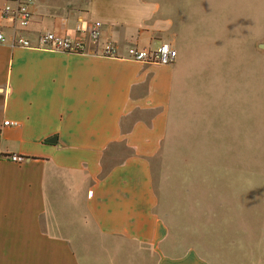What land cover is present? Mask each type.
I'll list each match as a JSON object with an SVG mask.
<instances>
[{
    "label": "crops",
    "instance_id": "crops-1",
    "mask_svg": "<svg viewBox=\"0 0 264 264\" xmlns=\"http://www.w3.org/2000/svg\"><path fill=\"white\" fill-rule=\"evenodd\" d=\"M114 2L87 1L100 39L121 54L129 44L163 41L169 8L136 0L142 17L124 15L119 26L116 10L105 7ZM64 9L35 0L19 32L31 40L45 30L73 35L82 15L66 17ZM180 52L159 64L0 42V264H264V109L260 95L248 104L243 96V62L233 78L224 62V190L207 191L205 259L155 209L152 159L188 162L192 153L183 152L198 148V119L214 117L195 103L214 102L210 85ZM6 118L17 123L2 125ZM231 160L246 161V170L231 172Z\"/></svg>",
    "mask_w": 264,
    "mask_h": 264
},
{
    "label": "rangeland",
    "instance_id": "rangeland-1",
    "mask_svg": "<svg viewBox=\"0 0 264 264\" xmlns=\"http://www.w3.org/2000/svg\"><path fill=\"white\" fill-rule=\"evenodd\" d=\"M87 1L52 0V4L56 7L63 6L66 17L71 16L75 19L76 16L82 15L75 20L77 23L80 19H93L85 13ZM135 1L116 0L112 5L105 7L116 10L121 26L120 24L126 21L124 15L128 18L133 15L131 17L133 19L142 17L139 14L143 13L142 7ZM157 1L161 9L169 8L168 14L173 18L162 22L164 24L166 22L168 27L161 28L164 32H160V38L176 51L180 49V53L185 54L186 62L191 65H195V62L198 64L201 70L200 80L210 85L214 102L210 99L211 105H207L206 99H201L199 103L197 101L195 103L199 106L200 113L212 109L211 115L214 113V117L207 123L205 121L211 116L207 119L205 117L198 119L200 133L194 137L197 141L194 145L198 148L183 152L192 153L193 157L188 162L178 159L177 164L172 160L173 165L172 163L169 165V162L159 163L157 159H152L150 164L152 185L157 196L155 209L168 221H173L168 223L170 231L183 233L189 240L186 246L192 247L197 255L205 259L207 191L224 190L222 147L224 62L226 65L229 64L230 70L232 68V78L235 64L238 61L243 62L241 64L246 68L244 80L247 82V84L242 82L245 84L243 96L248 104L249 95H252V99L255 94L257 98L260 95L264 109V92L261 88L264 87L261 78L264 80V0H161L166 4L170 3L162 6L161 1ZM160 8L158 9L161 10ZM158 23L161 25V22ZM209 88L208 93H211ZM249 88H252L253 92H248ZM201 91L203 90H199L200 94ZM246 113L247 111L244 114ZM208 126H211V130ZM203 130L205 132L201 133ZM206 130L211 131L213 136L212 140L208 139L210 149H205L204 146ZM231 163L235 167V169L232 167L231 172L235 174L240 168L246 170V161L236 164L237 161L231 160ZM164 168L166 173H160ZM233 182L235 185L238 183L236 178L232 179L231 183ZM227 188H230L228 181ZM167 209L177 211L168 212ZM174 222H177V225Z\"/></svg>",
    "mask_w": 264,
    "mask_h": 264
},
{
    "label": "built area",
    "instance_id": "built-area-1",
    "mask_svg": "<svg viewBox=\"0 0 264 264\" xmlns=\"http://www.w3.org/2000/svg\"><path fill=\"white\" fill-rule=\"evenodd\" d=\"M35 0H3L0 6V18L6 26L0 24V42L8 41L11 45L27 48L56 50L63 52H88L99 56L127 57L141 62L170 63L176 56V49L166 41H160L154 46L136 47L134 44L125 46L124 53L119 52L116 43L109 39H100L101 22L97 19H80L74 26L71 36L60 35L50 30L38 32L33 40L23 36L19 31L26 28L31 18L30 7ZM93 43L95 49L89 50ZM88 50V51H87ZM15 119H4L2 125L16 124ZM12 161L19 162L23 156L10 153L7 156Z\"/></svg>",
    "mask_w": 264,
    "mask_h": 264
}]
</instances>
